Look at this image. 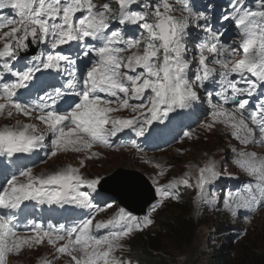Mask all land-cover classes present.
Returning <instances> with one entry per match:
<instances>
[{"label":"snow or ice","instance_id":"1","mask_svg":"<svg viewBox=\"0 0 264 264\" xmlns=\"http://www.w3.org/2000/svg\"><path fill=\"white\" fill-rule=\"evenodd\" d=\"M3 9L9 13L0 15V116L22 114L39 124L17 120L0 127V154L31 153L47 141L49 158L72 151L91 159L99 155L92 151L95 146L112 148L113 138L125 129L143 137L154 122L193 109L201 100L199 89H204L212 111L202 127L228 129L237 142L229 147L232 163L249 180L221 199L210 191L221 177L215 159L198 166L194 184L190 172L160 184L167 169L157 163L159 199L143 217L121 207L107 220L74 218L45 228L17 215L26 201L94 209L91 192L101 180L70 165L47 175L21 167L0 186V210H6L0 212V264H8L10 255H19L23 247L45 240L55 253L41 264H55L61 255L71 264H134L116 255L124 249L122 241L152 225V213L165 201H179L182 186L195 188L196 215L202 206L220 210L222 204L232 217L264 207V155L249 150L250 145L264 147V0H258L255 9L234 0L232 13L219 18L237 29L239 40L230 43L221 40L223 23L220 29L214 27L205 12L194 11L190 0H0ZM193 27L204 35L190 53ZM32 45L44 49L39 55L22 56ZM65 46L68 52L62 51ZM81 57L88 59L78 68ZM23 60L27 62L17 67ZM47 70L67 76L51 93L47 82L37 77ZM210 84L215 86L211 91ZM257 94L260 99L250 107ZM69 95L76 100L63 105ZM124 110L134 115H116ZM183 136L191 138L192 132L184 131ZM130 146L141 151L134 140Z\"/></svg>","mask_w":264,"mask_h":264},{"label":"rangeland","instance_id":"2","mask_svg":"<svg viewBox=\"0 0 264 264\" xmlns=\"http://www.w3.org/2000/svg\"><path fill=\"white\" fill-rule=\"evenodd\" d=\"M198 30L199 33H203L201 29L193 27L191 29L190 36ZM190 36L188 37V40ZM197 40L199 42V39ZM198 42L196 43V45L198 44ZM192 43L193 41L190 40V42L188 43L189 48L192 46ZM41 79L43 80L46 78L42 77ZM211 88L212 86H209L208 90L210 91ZM199 91L201 93V99H207L208 101L205 90L199 89ZM212 102L215 103V99H213ZM256 103L257 102H255V100L251 99L250 107L254 106ZM196 112L197 111H194L193 115H191L190 118L195 119L193 116L196 115ZM131 114L132 113L129 110H124L120 113H117L116 115L127 118ZM3 117L0 118V127H3L5 125L12 126L11 122H14V116L11 118V120L2 119ZM19 117H22L20 121L23 123H31L32 121L35 122V120L24 117L23 115ZM17 120H19V118H17L15 122ZM204 121L206 123L209 122L208 120ZM37 122L39 123V121ZM170 125L171 124H159L158 122H154V125L152 126L155 129L157 126V130L151 131L150 128L146 133L148 134V137L151 138H153L154 136L169 137L172 134L171 132L174 131V128ZM202 125L204 124L199 123L196 130L191 131V138L184 137L183 134L177 136L178 139L175 141V143H173L172 148L163 152H158L156 150H153L152 152H144L142 149L141 151H137L132 147L126 148L125 150H123L124 148L120 149L121 138L125 136V133L128 131L127 130L126 132L118 133L117 137L113 138L114 146L112 148L98 146V150H96L95 152H98L99 155L91 159H85L84 153L61 151L56 156L51 158L48 157L39 164L31 166V168L33 169L34 175H47L50 173H54L60 169L66 168L70 165L79 168L80 174L86 177H103V179L105 177H110L120 169L136 171L138 170V172H140L141 174H145L146 176H148L153 181V185H156L154 181L157 179V172L159 170L155 167V164L162 163L167 171L163 177H159L160 184H166L173 178H179L183 176L186 172L191 173L192 182L194 184L198 166L203 165V163H205L211 157L221 164V177L218 180L219 182L230 177L232 182L236 183L237 186H239L240 184H238L237 182H241L244 179L248 181L249 177H247L238 167H236L232 163L231 157L233 154L229 151V147L230 144H236L237 142L235 140H232L228 136V129L224 128L221 125H217L211 131H208L207 129L202 127ZM41 131H46L44 130L43 126H41ZM156 140L157 139H151V141L148 143H155ZM249 150H253L259 154H262L252 147H249ZM81 159H84L83 167H80ZM218 181H216L215 184L211 186L210 191H215L217 195L222 199L225 193L220 194ZM192 190L194 191L193 194L191 195L189 193L192 199L187 202L185 209H183L184 211L181 214V216L183 217V214L187 212V218L189 217L194 220L196 230L194 235H190V240L192 238L191 243H189V240H187L186 242L176 244L175 241L177 238L174 242L171 239L166 240L163 236L168 235V229L156 228L157 217L160 218L162 214V211L160 213H158V211L164 205H174L173 203H175L176 201H165L161 207H159L155 212L152 213V218L155 222V229L159 230L160 236L162 237L158 244L165 248L166 253L162 254H165L168 264H214V260L217 257H221L222 253L225 252L229 253L232 257L235 258L238 249H240L239 244L238 249H236L237 243H240L242 241H245L249 246L255 244L257 246L264 247V207L260 211H258L257 215H255L252 219L246 221V224L241 223L244 222L241 220V215L232 217L230 214H226L225 211L220 212V210H223L222 204L220 206V210H213L210 206H202L200 208L201 214L196 215L195 205L193 203L195 197V188H192ZM51 207L55 210L57 209V211H61L62 208L58 205H51ZM121 207L122 206H120L119 203H114L113 206L109 209L110 213L115 215V213ZM250 215L251 214H249L247 217H249ZM143 216L144 215H142V217ZM180 219L182 218L180 217ZM41 224L45 228H47V226L49 225L45 222ZM153 224L148 226L147 228H144L142 231L133 232L130 237L122 241V243L126 247V252H124L125 254L129 253L130 251V240L132 239V237L142 232L149 233ZM164 224L166 226H169V224ZM219 226H222L224 230H218L217 228ZM24 234H26L25 231ZM178 239L180 238L178 237ZM47 245V241L45 240L43 244L35 247L43 251ZM192 251L198 252L195 261L189 259L190 255L193 254L191 253ZM38 255L39 254H37L36 251L32 248H26V250L22 249L19 255H10L8 264H40ZM60 264H71V261H69L68 263L62 262Z\"/></svg>","mask_w":264,"mask_h":264},{"label":"trees","instance_id":"3","mask_svg":"<svg viewBox=\"0 0 264 264\" xmlns=\"http://www.w3.org/2000/svg\"><path fill=\"white\" fill-rule=\"evenodd\" d=\"M227 185V183L220 181L218 183V188L224 192ZM193 192L192 188L182 186L180 188L181 199L173 203L174 205H164L158 211V213L162 211V214L160 218L157 217L156 228L168 229V235L163 236L166 240L171 239L174 242L177 238L175 241L176 244L186 242L187 240L191 243L192 238L190 240V235H194L196 230L194 220L189 217L187 218V212V214H183L184 218L181 214L187 202L192 199L189 193L192 195ZM180 217L182 219H180ZM164 223L169 224V226H166ZM158 229H155L154 222L149 233H138L130 240V253L140 264H168L165 254H162L166 253L165 248L158 244L162 238ZM217 229L220 231L224 230L222 226H219ZM178 237L180 239H178ZM238 244L240 249H238ZM236 249H238V252L235 258L225 252L222 253L221 257H217L214 260V264H264V247L255 244L249 246L245 241H242L237 243ZM191 253L193 254L190 255L189 259L195 261L198 252L192 251Z\"/></svg>","mask_w":264,"mask_h":264},{"label":"water","instance_id":"4","mask_svg":"<svg viewBox=\"0 0 264 264\" xmlns=\"http://www.w3.org/2000/svg\"><path fill=\"white\" fill-rule=\"evenodd\" d=\"M39 45H32L27 53L33 54ZM100 188L116 196L120 204L136 214L146 212L147 207L156 199L151 181L138 170L120 169L110 177H105Z\"/></svg>","mask_w":264,"mask_h":264},{"label":"bare ground","instance_id":"5","mask_svg":"<svg viewBox=\"0 0 264 264\" xmlns=\"http://www.w3.org/2000/svg\"><path fill=\"white\" fill-rule=\"evenodd\" d=\"M71 95H69V97H65V101H70L71 99H73L72 97H70ZM157 128V126H156ZM151 130H155V128L153 126H151Z\"/></svg>","mask_w":264,"mask_h":264}]
</instances>
